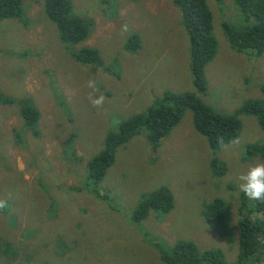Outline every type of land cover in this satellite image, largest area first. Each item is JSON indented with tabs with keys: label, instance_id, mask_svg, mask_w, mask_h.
<instances>
[{
	"label": "rangeland",
	"instance_id": "rangeland-1",
	"mask_svg": "<svg viewBox=\"0 0 264 264\" xmlns=\"http://www.w3.org/2000/svg\"><path fill=\"white\" fill-rule=\"evenodd\" d=\"M70 1L74 13L93 22L89 39L77 47L99 49L105 67L72 58L43 3L26 0L23 23L0 22V91L32 97L41 113V135L35 137L16 106H0V201L6 202L0 264H164L160 248L178 241L193 242L201 251L221 250L228 264H238L239 186L245 183L239 177L264 164L261 158L244 161L248 145L264 142L254 116H240L241 136L213 152L187 111L156 151L143 131L117 149L97 192L77 191L88 162L122 121L146 113L165 92L197 91L189 35L173 0ZM207 2L218 51L206 68L208 92L199 96L216 112L232 115L264 97V54L249 57L230 46L222 24L247 25L233 0ZM134 34L141 49L129 52L127 40ZM88 80L96 82L94 97H106L102 107L88 100ZM214 157L227 165L223 177L212 173ZM162 187L172 191L174 209L132 222L143 197ZM216 198L232 205L233 243L217 236L202 215Z\"/></svg>",
	"mask_w": 264,
	"mask_h": 264
},
{
	"label": "trees",
	"instance_id": "trees-1",
	"mask_svg": "<svg viewBox=\"0 0 264 264\" xmlns=\"http://www.w3.org/2000/svg\"><path fill=\"white\" fill-rule=\"evenodd\" d=\"M25 1L0 0V22L20 19L23 23ZM32 1L44 4L47 18L56 25L63 47L76 62L82 65L105 67L99 49L77 47L89 39L93 22L89 18L74 13V5L70 0ZM216 1L221 3L223 0ZM233 1L240 9L247 25L238 29L228 22L222 24L230 46L236 52L249 57L262 56L264 54V0ZM173 4L180 11L182 24L189 35L191 72L197 94L165 92L163 97L146 113L122 121L118 130L106 137L101 152L88 162L87 174L83 176V186L77 191L91 188V191L97 192L99 184L115 163L117 149L143 131L152 149L156 151L163 139L167 138L181 123L187 111L192 113L195 130L207 138L213 152L241 136L243 125L240 116L256 117L264 133V97L245 102L232 115L218 113L202 101L199 95H206L208 92L206 68L213 62L218 51L213 13L207 0H173ZM126 49L129 52H137L141 49L140 37L136 34L130 36ZM22 56L26 57L27 54ZM107 70L112 74L111 67ZM262 92L264 96V85ZM0 106H16L24 127L35 137H40L41 113L32 97L18 98L0 91ZM254 158L264 160V142L247 146L244 161ZM82 161L83 159L80 163ZM210 167L215 177H223L227 173V165L215 157L211 160ZM241 201L238 210L240 232L237 262L238 264H264V199L249 200L243 193ZM174 203L172 191L168 187H162L143 197L131 220L139 224L153 212L168 214L174 209ZM230 206L232 207L231 203L216 198L204 206L202 215L217 236L224 238L228 243H233L235 236L230 231ZM3 209H0V212ZM160 258L164 264H228L221 250L201 251L195 243L190 241H178L173 246L160 248Z\"/></svg>",
	"mask_w": 264,
	"mask_h": 264
},
{
	"label": "clouds",
	"instance_id": "clouds-1",
	"mask_svg": "<svg viewBox=\"0 0 264 264\" xmlns=\"http://www.w3.org/2000/svg\"><path fill=\"white\" fill-rule=\"evenodd\" d=\"M123 31H128L127 25H124ZM87 87L92 89V92H89L87 97L92 106L97 108L102 107L106 97L104 95L94 97V93L98 91L96 82L94 80H88ZM239 179L245 181V183L240 184L239 187L240 191H242L249 200L264 199V164H259L251 168L246 175H241ZM5 207L6 202L0 201V209Z\"/></svg>",
	"mask_w": 264,
	"mask_h": 264
}]
</instances>
